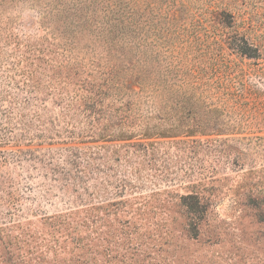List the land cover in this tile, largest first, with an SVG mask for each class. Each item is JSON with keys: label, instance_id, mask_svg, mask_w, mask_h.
<instances>
[{"label": "rangeland", "instance_id": "obj_1", "mask_svg": "<svg viewBox=\"0 0 264 264\" xmlns=\"http://www.w3.org/2000/svg\"><path fill=\"white\" fill-rule=\"evenodd\" d=\"M211 1L195 2L196 25L182 44L184 60L178 46L170 57L166 45H159L157 75H167L170 65L173 82L186 79L202 87L198 93L213 97L209 102H227L223 114L207 122L223 132L141 138L146 124L184 128L206 122L200 117L181 121L178 111L140 110L126 115L122 127L117 115L113 123V133L129 131L136 138L72 141L66 138L69 126L57 98L37 99L30 110L40 116L31 131H46L52 139L0 145V225L47 237L46 218L76 209L85 187L96 203H141V264H264V224L258 223L253 205L264 198V142L258 139L264 132H257L264 131V0ZM219 1L229 16L216 11L212 3ZM145 45L150 48L148 41ZM89 148L98 158L94 173H76L70 163ZM192 193L209 208L198 240L188 242L179 207Z\"/></svg>", "mask_w": 264, "mask_h": 264}, {"label": "trees", "instance_id": "obj_2", "mask_svg": "<svg viewBox=\"0 0 264 264\" xmlns=\"http://www.w3.org/2000/svg\"><path fill=\"white\" fill-rule=\"evenodd\" d=\"M195 2L212 1L0 0V145L52 139L46 131H31L40 115L30 108L48 96L56 97L63 109L66 138L72 141L136 138L129 131L113 133V123L117 115L122 127L126 115L140 110L167 115L178 111L181 121L200 117L206 122L184 128L146 124L141 138L221 134V127H208L207 122L222 115L227 102H209L213 97L198 93L202 87L186 79L173 82L170 65L167 75H157L160 44L166 45L167 56L178 46L180 58L187 57L181 55L182 44L196 25ZM212 4L220 16L228 15L220 1ZM88 64L92 72L86 71ZM135 85L138 92L132 89ZM258 139L264 142V137ZM95 155L92 148L79 150L70 164L76 173H94ZM83 192L76 209L46 218L47 237L0 225V264H141V203H96L95 195L85 187ZM257 199L255 217L264 224V198ZM179 208L187 222L186 240H198L199 224L209 208L205 199L189 194Z\"/></svg>", "mask_w": 264, "mask_h": 264}]
</instances>
